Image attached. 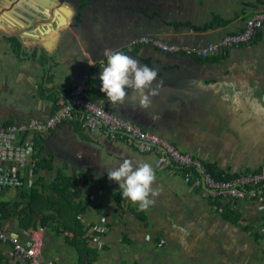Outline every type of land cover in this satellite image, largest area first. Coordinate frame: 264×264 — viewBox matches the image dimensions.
<instances>
[{
  "label": "crops",
  "instance_id": "obj_1",
  "mask_svg": "<svg viewBox=\"0 0 264 264\" xmlns=\"http://www.w3.org/2000/svg\"><path fill=\"white\" fill-rule=\"evenodd\" d=\"M259 10L264 0H0V125L47 119L87 74V96L104 109L223 173L257 171L264 167V125L246 122V105L232 113L220 89L231 82L264 97V28L249 45L206 59L132 43L149 36L202 47L240 32ZM116 50L159 70L163 87L149 109L139 107L132 89L116 105L100 91L107 54ZM33 142L36 166L23 187L0 194V216L4 230L25 244L44 228L41 260L264 264V202H213L160 155L141 154L120 134L91 133L77 122L35 134ZM125 159L155 171L152 187L160 194L147 212L108 179L107 170ZM69 177L77 190L65 195L59 184ZM0 264L28 263L0 242Z\"/></svg>",
  "mask_w": 264,
  "mask_h": 264
},
{
  "label": "built area",
  "instance_id": "obj_2",
  "mask_svg": "<svg viewBox=\"0 0 264 264\" xmlns=\"http://www.w3.org/2000/svg\"><path fill=\"white\" fill-rule=\"evenodd\" d=\"M264 28V10L255 12L246 19L243 29L228 34L216 42L202 47L166 43L158 38L144 36L132 43L134 46L149 45L166 53L206 59L215 57L232 48L249 45ZM90 76L75 85L68 99L45 120H30L26 123L0 125V194L9 187H23L24 175L34 169L35 153L33 135L49 132L60 124L77 122L91 133L101 132L106 136L120 134L141 154L155 153L163 161L173 163L190 179V170L196 173L192 185L201 188L211 201L220 199H255L264 202V167L247 174H238L229 180H217L206 169L203 160L181 152L164 137L144 131L129 120L110 112L87 96ZM28 134V141L19 142L20 136ZM30 134V135H29ZM15 164L12 168L9 163ZM189 169V171H185ZM99 232L102 231L100 228ZM44 228L34 230L27 244L16 235L6 232L0 216V242L10 243L16 256L28 264H55L41 260L44 246ZM264 242V239H263Z\"/></svg>",
  "mask_w": 264,
  "mask_h": 264
},
{
  "label": "clouds",
  "instance_id": "obj_3",
  "mask_svg": "<svg viewBox=\"0 0 264 264\" xmlns=\"http://www.w3.org/2000/svg\"><path fill=\"white\" fill-rule=\"evenodd\" d=\"M158 76L157 68L140 65L120 50L111 51L99 76L100 91L110 105H116L122 104L128 96L127 89H132L140 97L139 107L147 110L163 87V81L156 82ZM220 95L232 113L246 105V122L255 126L264 125V97H257L254 88L227 82L221 87ZM107 176L118 185L122 198L138 205L140 212L149 211L155 203L153 198L160 194L152 187L156 175L149 163L134 165L133 161L125 159L118 167L107 170Z\"/></svg>",
  "mask_w": 264,
  "mask_h": 264
},
{
  "label": "trees",
  "instance_id": "obj_4",
  "mask_svg": "<svg viewBox=\"0 0 264 264\" xmlns=\"http://www.w3.org/2000/svg\"><path fill=\"white\" fill-rule=\"evenodd\" d=\"M215 26V24L213 23V24H211V25H208L207 26V28H210V27H214ZM203 29V28H202ZM128 143V142H127ZM40 144V143H39ZM129 144V143H128ZM130 145V144H129ZM204 162V161H203ZM204 165H205V167H206V169H207V171L215 178V179H217V180H229V179H232L234 176H236V175H238V174H226V173H223L222 171H220L217 167H216V165H214V164H211V163H205L204 162ZM185 171H189V169H187V170H185ZM191 171V173H192V175H193V177L194 176H196V173L193 171V170H190ZM249 173H251V172H249ZM240 174H242V173H240ZM243 174H247V173H243ZM193 177H190V181H191V183H193V180H194V178ZM75 180V177H69V178H62L61 179V183L59 184V185H61V186H59V192H61V193H65V195H66V193H70V191H71V189L74 187V190H77V188H75L76 187V185L73 183V181ZM67 197V196H66ZM45 220H48V219H43V223H42V225L41 226H44L45 225ZM79 225V227H80V223L78 224ZM83 233H87L88 234V232H86L85 230H83ZM85 240L86 241H88L89 240V238H85Z\"/></svg>",
  "mask_w": 264,
  "mask_h": 264
},
{
  "label": "bare ground",
  "instance_id": "obj_5",
  "mask_svg": "<svg viewBox=\"0 0 264 264\" xmlns=\"http://www.w3.org/2000/svg\"><path fill=\"white\" fill-rule=\"evenodd\" d=\"M6 125H9V124H6Z\"/></svg>",
  "mask_w": 264,
  "mask_h": 264
}]
</instances>
